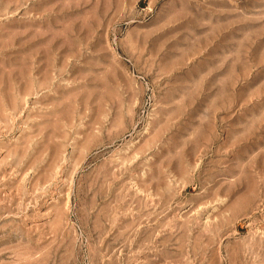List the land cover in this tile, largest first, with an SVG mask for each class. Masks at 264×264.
I'll list each match as a JSON object with an SVG mask.
<instances>
[{"label":"rangeland","instance_id":"374dc122","mask_svg":"<svg viewBox=\"0 0 264 264\" xmlns=\"http://www.w3.org/2000/svg\"><path fill=\"white\" fill-rule=\"evenodd\" d=\"M0 264H264V0H0Z\"/></svg>","mask_w":264,"mask_h":264}]
</instances>
